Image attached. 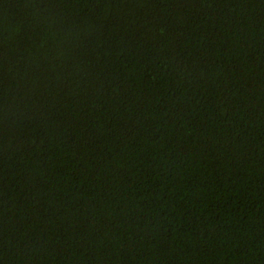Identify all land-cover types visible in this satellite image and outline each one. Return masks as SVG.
Returning a JSON list of instances; mask_svg holds the SVG:
<instances>
[{
    "label": "trees",
    "instance_id": "obj_1",
    "mask_svg": "<svg viewBox=\"0 0 264 264\" xmlns=\"http://www.w3.org/2000/svg\"><path fill=\"white\" fill-rule=\"evenodd\" d=\"M0 264H264V0H0Z\"/></svg>",
    "mask_w": 264,
    "mask_h": 264
}]
</instances>
